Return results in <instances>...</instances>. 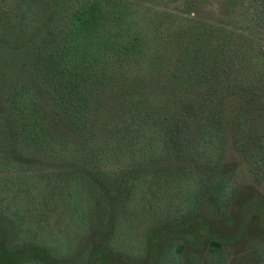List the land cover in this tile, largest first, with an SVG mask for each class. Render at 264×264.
Here are the masks:
<instances>
[{"label":"trees","instance_id":"trees-1","mask_svg":"<svg viewBox=\"0 0 264 264\" xmlns=\"http://www.w3.org/2000/svg\"><path fill=\"white\" fill-rule=\"evenodd\" d=\"M238 2L223 0L222 7L232 9ZM144 6L150 10L141 0L78 1L64 10L58 25L48 30V37L43 40L46 44L31 47L32 77L40 88L46 89L63 123L90 138L83 150L71 149L55 136L36 98L20 90L9 93L5 106L14 117L21 151L18 152L20 157L13 156L12 161V153L5 151L0 143V153L3 152L0 154L1 256L10 258L30 247L43 248L39 243L29 245L39 234L34 210L46 211L57 205L63 211L72 209L71 215H74L80 214L84 207V212L78 216L83 227L82 216L97 203V194L101 191L107 194L108 187L123 186L120 189L127 195L130 175L139 176V182L152 183L155 175L162 176L157 171L166 160L223 163L226 138L221 110L227 101L237 103L235 145L242 148L255 143L250 133L260 130L253 128L255 113H249L248 109L264 111V96H260L264 75H255L254 69L260 65L259 58L263 54L257 50L258 41L248 34L228 30L214 22L204 21L200 23L201 29L198 26L188 29L184 37L179 31L170 36L174 43L181 41L184 45L174 67L165 74V82L157 86V96L144 92L149 90L141 89L139 83L135 89L137 99L138 96L158 99L156 106L149 105L147 100H144L145 108L141 104L132 107L128 102L96 122V113L91 107L115 86L119 71L127 74L129 80L134 74L143 73L140 71L143 68L159 72L160 53L155 51L151 58L143 60L152 39L164 42L159 30L153 28L152 12H145L141 8ZM241 14L244 22H264V0H248ZM141 63L144 66L138 67ZM133 64L135 67L129 66ZM196 112H200L199 115L193 116ZM90 130V134H86ZM97 135H106L110 143H98ZM61 145L66 146L64 152H60L64 150ZM153 149L160 150L158 157L145 155ZM118 153L122 157L128 155L124 157L129 160L127 168H113L119 166L112 163ZM252 155L253 152L248 156ZM22 159L36 161L37 164H33L36 166L55 161L58 166L23 171L19 168L24 163ZM194 181L198 188L192 192L191 200L197 203L204 188L201 180L199 183L194 178ZM23 190L22 195L33 196L30 208H26L25 197L16 202V194ZM12 193L15 198L8 199ZM223 205L222 201L215 206L221 209ZM30 220L33 224H28ZM181 248L178 250L182 251ZM209 249L218 253L222 244L211 240ZM27 264L44 263L35 260Z\"/></svg>","mask_w":264,"mask_h":264},{"label":"rangeland","instance_id":"rangeland-1","mask_svg":"<svg viewBox=\"0 0 264 264\" xmlns=\"http://www.w3.org/2000/svg\"><path fill=\"white\" fill-rule=\"evenodd\" d=\"M78 1L81 0H0V143L5 151L12 153V161L13 156L20 157L21 146L17 143L14 117L5 106L10 92L20 90L36 98L40 112L55 136L71 149L83 150L90 138L63 123L46 89L40 88L31 71V47L46 44L43 40L48 37V30L58 25L64 10ZM222 3L223 0H141V4H146L150 10L145 6L141 8L153 14V28L164 38L163 44L152 39L148 54L143 58L148 60L155 51L160 53L159 72L152 73L143 68L140 70L143 73L134 74L129 80L127 74L119 71L115 86L91 107L96 113V122L128 102L132 107L141 104L145 108L147 97L138 96L137 99V84L141 89L149 90L144 92L157 96V86L165 82V74L174 67L184 45L181 41L174 43L170 36L179 31L184 37L188 29L195 26L201 29L200 23L204 21L234 32H244L258 41L257 50L263 55L259 58L260 65L254 68L255 75H264V22L243 21L241 8L248 0H239L228 10L223 9ZM129 66L135 67L134 64ZM260 96H264V89ZM158 101L152 97L147 103L156 106ZM237 112L236 102L223 103L221 116L226 143L220 165L174 159L160 163L157 172L162 176L155 175L152 183L139 182V176L130 175L127 195L120 189L123 186L116 185L114 189L108 187L107 194L102 191L97 194V203L82 216L83 227L78 216L84 212V207L80 214L74 215H71L72 209L63 211L57 205L46 211L34 210L39 234L29 245L39 243L43 248L21 250L12 255L15 258L0 254V264H27L35 260L44 264H264V111L248 109L249 113H255L252 125L260 132L250 133L255 143L252 147L242 148L234 143ZM94 132H98L96 127ZM96 138L100 144L110 143L106 135ZM65 147L61 145L64 150L60 149V152H64ZM252 152L253 155L248 156ZM145 155L158 157L160 150L153 149ZM124 157L118 153V158L112 160L114 165H119L114 169L129 166L126 165L129 160ZM22 160L24 163L19 168L23 171L58 166L55 161L36 166L33 165L36 161ZM194 178L199 183L201 180L204 188L197 203L191 200L192 192L198 188ZM142 184L145 186L141 187ZM28 191L31 190L28 188ZM20 192L16 194V202L25 197L26 208H30L33 196L22 195L24 190ZM11 197L15 198V194L7 198ZM75 197L78 196L75 194ZM222 201L224 205L217 208L215 205ZM28 224H33V220ZM211 240L221 242V251H210Z\"/></svg>","mask_w":264,"mask_h":264}]
</instances>
